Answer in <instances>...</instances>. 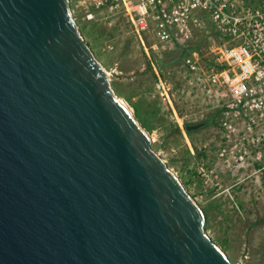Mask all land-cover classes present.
I'll use <instances>...</instances> for the list:
<instances>
[{
	"label": "water",
	"instance_id": "1",
	"mask_svg": "<svg viewBox=\"0 0 264 264\" xmlns=\"http://www.w3.org/2000/svg\"><path fill=\"white\" fill-rule=\"evenodd\" d=\"M70 2L0 0V264H232Z\"/></svg>",
	"mask_w": 264,
	"mask_h": 264
},
{
	"label": "rangeland",
	"instance_id": "2",
	"mask_svg": "<svg viewBox=\"0 0 264 264\" xmlns=\"http://www.w3.org/2000/svg\"><path fill=\"white\" fill-rule=\"evenodd\" d=\"M74 1L70 2L74 18L107 70L115 93L133 110L154 139L153 149L204 210L208 235L232 264H264V127L244 138L247 132L240 123L238 135L227 138L220 129L215 99H208L198 85L190 88L187 72L179 68L182 60L158 71L166 84L159 89L154 64L157 68L156 60L168 54L151 50L155 38L149 34L143 38L147 55L123 15L113 21H88ZM219 1L237 17L251 15L254 21H264V0ZM210 17L200 16L206 31L214 35ZM197 30L200 35L191 45L205 51L211 36ZM202 56V66L207 67L210 57ZM203 121L209 123L200 131H186L185 125Z\"/></svg>",
	"mask_w": 264,
	"mask_h": 264
},
{
	"label": "built area",
	"instance_id": "3",
	"mask_svg": "<svg viewBox=\"0 0 264 264\" xmlns=\"http://www.w3.org/2000/svg\"><path fill=\"white\" fill-rule=\"evenodd\" d=\"M74 3L88 21H113L117 15H123L147 55L143 38L148 34L157 41L150 47L153 52L167 47L184 49L186 55L179 68L187 72L192 90L198 85L208 99H215L220 129L227 138L238 135L240 123L242 131L247 132L243 137L263 129L262 19L254 21L251 15L237 17L232 8L219 0H75ZM204 13L211 15L214 35L206 31L200 18ZM197 29L205 30L206 37L211 36L209 42L207 38L205 51L191 45L200 35ZM202 53L210 57L207 67L202 66ZM165 85L159 77L157 87L164 90ZM164 93L168 98V92Z\"/></svg>",
	"mask_w": 264,
	"mask_h": 264
},
{
	"label": "flooded vegetation",
	"instance_id": "4",
	"mask_svg": "<svg viewBox=\"0 0 264 264\" xmlns=\"http://www.w3.org/2000/svg\"><path fill=\"white\" fill-rule=\"evenodd\" d=\"M178 49H181L182 50V53H181V55H180V57L174 62V63H171V64H163L162 63V60L163 59H166V58H168V57H170V56H172ZM163 54H168V55H165V56H163V57H161L160 59H158V60H156V64H157V68H156V66H155V64H154V71H155V73H156V75H157V78H159V73H158V71L162 68V67H168V66H171V65H174L175 63H180L181 62V60L183 59V57L186 55V51L184 50V49H182L181 47H178V48H175L174 50H169V48L167 47L166 49H164V50H162V52H161V55H163ZM160 55V56H161ZM159 62V63H158ZM174 114H175V116L176 117H178V115H177V113L174 111ZM204 122V121H203ZM200 123V122H199ZM209 123V121H205V124L207 125ZM193 124H196V123H193ZM193 124H187L188 126H192ZM187 125H185V128L187 127ZM203 129V128H202ZM201 129H199V130H194V129H191L190 131H188L187 129H186V131L188 132V133H191L192 131H200Z\"/></svg>",
	"mask_w": 264,
	"mask_h": 264
},
{
	"label": "bare ground",
	"instance_id": "5",
	"mask_svg": "<svg viewBox=\"0 0 264 264\" xmlns=\"http://www.w3.org/2000/svg\"><path fill=\"white\" fill-rule=\"evenodd\" d=\"M109 75V74H108ZM122 100V99H121ZM126 105H127V103L124 101V100H122ZM129 107V106H128ZM129 109H130V111L133 113V110L129 107ZM145 130V129H144ZM146 131V130H145ZM146 133L148 134V132L146 131ZM149 135V134H148ZM149 137L151 138V136L149 135ZM151 141H154V139H152L151 138ZM164 161V160H163ZM173 172V171H172ZM174 174H175V172H173ZM176 175V174H175ZM177 176V175H176ZM178 177V176H177ZM179 179V178H178Z\"/></svg>",
	"mask_w": 264,
	"mask_h": 264
},
{
	"label": "crops",
	"instance_id": "6",
	"mask_svg": "<svg viewBox=\"0 0 264 264\" xmlns=\"http://www.w3.org/2000/svg\"><path fill=\"white\" fill-rule=\"evenodd\" d=\"M196 49V48H195Z\"/></svg>",
	"mask_w": 264,
	"mask_h": 264
}]
</instances>
